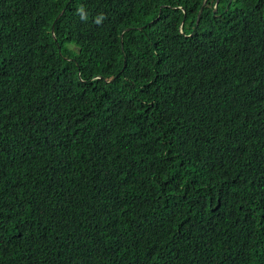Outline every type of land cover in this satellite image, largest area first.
I'll return each instance as SVG.
<instances>
[{
	"label": "trees",
	"instance_id": "obj_1",
	"mask_svg": "<svg viewBox=\"0 0 264 264\" xmlns=\"http://www.w3.org/2000/svg\"><path fill=\"white\" fill-rule=\"evenodd\" d=\"M52 1L0 0V264H264V0Z\"/></svg>",
	"mask_w": 264,
	"mask_h": 264
},
{
	"label": "clouds",
	"instance_id": "obj_2",
	"mask_svg": "<svg viewBox=\"0 0 264 264\" xmlns=\"http://www.w3.org/2000/svg\"><path fill=\"white\" fill-rule=\"evenodd\" d=\"M217 1H218V0H217ZM53 2H54V0L50 3V5H53ZM50 5H49V6H50ZM49 6H47L46 9H47ZM201 9H202V11H201V13H202V12H203V7H201ZM62 13H63V11L57 16L56 20H54V22H53V24H52V32H53V34H54V31H55V24H56V21H57L58 17H59ZM200 16H201V14H200L197 18L199 19ZM198 19H197V21H198ZM54 37H55V36H54ZM146 100H147V98L143 99L141 102H139V103L136 105V107H135V111L133 112V114H132V113H128L127 115H125V117H123L122 119H120V122H119V124H118L117 127H116V131H117V130L124 129L123 127H126V125L131 126V125H133V123L136 124V121H135L134 116L139 115V114H142V113H144V114L147 115V113H146L144 110H142L141 107L139 106L140 104H142V103H143L144 101H146Z\"/></svg>",
	"mask_w": 264,
	"mask_h": 264
},
{
	"label": "rangeland",
	"instance_id": "obj_3",
	"mask_svg": "<svg viewBox=\"0 0 264 264\" xmlns=\"http://www.w3.org/2000/svg\"><path fill=\"white\" fill-rule=\"evenodd\" d=\"M200 11H201V8H200V10H199V12H198V16H199Z\"/></svg>",
	"mask_w": 264,
	"mask_h": 264
},
{
	"label": "water",
	"instance_id": "obj_4",
	"mask_svg": "<svg viewBox=\"0 0 264 264\" xmlns=\"http://www.w3.org/2000/svg\"><path fill=\"white\" fill-rule=\"evenodd\" d=\"M201 11H202V9H201ZM201 11H200L199 15L201 14Z\"/></svg>",
	"mask_w": 264,
	"mask_h": 264
}]
</instances>
